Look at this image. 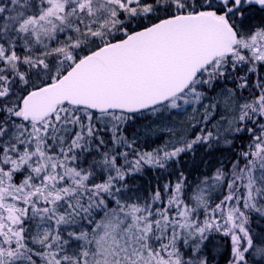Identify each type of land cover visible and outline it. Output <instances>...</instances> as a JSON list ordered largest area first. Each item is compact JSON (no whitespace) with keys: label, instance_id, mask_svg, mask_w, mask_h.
<instances>
[{"label":"snow or ice","instance_id":"obj_1","mask_svg":"<svg viewBox=\"0 0 264 264\" xmlns=\"http://www.w3.org/2000/svg\"><path fill=\"white\" fill-rule=\"evenodd\" d=\"M0 264H264V0H0Z\"/></svg>","mask_w":264,"mask_h":264}]
</instances>
